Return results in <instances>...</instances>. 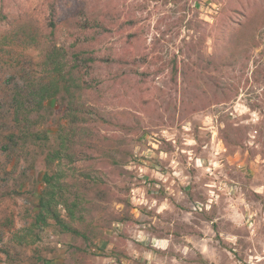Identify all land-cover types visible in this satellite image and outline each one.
<instances>
[{"label": "rangeland", "instance_id": "obj_1", "mask_svg": "<svg viewBox=\"0 0 264 264\" xmlns=\"http://www.w3.org/2000/svg\"><path fill=\"white\" fill-rule=\"evenodd\" d=\"M52 4L69 19L56 34L66 49L84 40L75 21L89 11L114 22L93 42L84 100L102 114L129 115L134 126L100 127L113 157L72 167L102 178L86 214L101 236L87 242L36 228L34 243L12 248L13 234L31 226L45 156L64 120L60 100L50 101L32 115L46 146L4 150L19 134L7 79L37 75L43 62L40 48L5 37L0 22V264H264V0H0L43 32ZM228 9L237 22L253 20L224 65L206 36ZM131 34L138 57L129 56Z\"/></svg>", "mask_w": 264, "mask_h": 264}, {"label": "trees", "instance_id": "obj_2", "mask_svg": "<svg viewBox=\"0 0 264 264\" xmlns=\"http://www.w3.org/2000/svg\"><path fill=\"white\" fill-rule=\"evenodd\" d=\"M3 7H0V22L7 28L5 37L19 40L27 47L40 48L43 62V70L37 75L22 71L7 79L11 87L12 119L19 134L7 136L4 150H11L20 144L46 146L49 137L44 131L34 130L32 115H39L48 102L60 100L64 120L58 126L55 144L50 146L45 156L46 172L41 177L43 186L31 215V226L26 235L13 234L10 244L14 248L34 243L36 228H53L60 234L87 242L98 239L101 233L94 232L92 225L86 221V214L93 194L104 191L102 178L92 172L77 175L72 167L77 161L88 162L94 156L101 161H109L113 157L111 150L100 144L104 139L100 127L115 126L128 130L131 125L134 126L129 115L102 114L94 107H87L84 100L91 93L86 79L93 68V42L100 34L109 32L114 22L105 20L103 16L97 19L89 11L83 21H75L74 29L84 40H78V44L66 49L56 44V34L61 27L67 26L69 19L61 18L55 5L50 6L53 15L46 32L21 23L19 17L4 12ZM236 12V9L222 12L213 30L206 36L223 63H231L235 58L237 47L253 20V15L245 14L243 20L237 22L234 19ZM137 40L136 34L127 37L131 50L129 56L138 57ZM81 42L86 43L85 46L80 45ZM250 42L251 47L258 46L255 34ZM92 232L93 235L89 236Z\"/></svg>", "mask_w": 264, "mask_h": 264}]
</instances>
